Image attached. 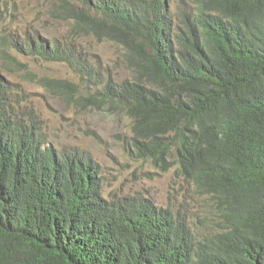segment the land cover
<instances>
[{
    "label": "trees",
    "instance_id": "trees-1",
    "mask_svg": "<svg viewBox=\"0 0 264 264\" xmlns=\"http://www.w3.org/2000/svg\"><path fill=\"white\" fill-rule=\"evenodd\" d=\"M79 1L53 11L79 35L121 45L128 76L104 78L67 34H5L7 62L20 63L16 49L90 78L79 102L124 112V148L175 166L200 223L147 199L105 197L92 156L48 143L34 109L21 110L0 79V264H264V0ZM41 80L79 94L65 79Z\"/></svg>",
    "mask_w": 264,
    "mask_h": 264
},
{
    "label": "rangeland",
    "instance_id": "rangeland-1",
    "mask_svg": "<svg viewBox=\"0 0 264 264\" xmlns=\"http://www.w3.org/2000/svg\"><path fill=\"white\" fill-rule=\"evenodd\" d=\"M57 0H3L7 13H0V79L13 92V98L22 100L20 109H34L41 132L46 141L59 150L78 148L88 152L100 166L104 196L135 197L147 199L157 206H171L181 210L197 223L202 212L201 203L193 196L186 182L174 166L163 171L150 161L136 159L124 146L131 136V119L108 106L95 108L83 105L87 91L93 90L88 79H80L65 63L46 61L39 57L23 55L11 49V56L19 61L7 62L1 45L5 34H15L17 39L28 34H40L49 40L66 34L82 50L95 71L115 79L129 75L122 59L124 49L109 40L93 34L79 35L73 21L53 11ZM80 4L79 0H74ZM41 78L65 79L77 84L79 94L73 98L69 91L47 89ZM105 78V77H104ZM71 93V92H70Z\"/></svg>",
    "mask_w": 264,
    "mask_h": 264
},
{
    "label": "clouds",
    "instance_id": "clouds-1",
    "mask_svg": "<svg viewBox=\"0 0 264 264\" xmlns=\"http://www.w3.org/2000/svg\"><path fill=\"white\" fill-rule=\"evenodd\" d=\"M11 95H12L11 97L13 98V92H11ZM13 99H14V98H13Z\"/></svg>",
    "mask_w": 264,
    "mask_h": 264
}]
</instances>
